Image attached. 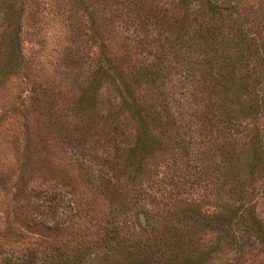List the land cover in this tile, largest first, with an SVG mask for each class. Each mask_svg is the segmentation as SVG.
<instances>
[{
    "label": "rangeland",
    "instance_id": "rangeland-1",
    "mask_svg": "<svg viewBox=\"0 0 264 264\" xmlns=\"http://www.w3.org/2000/svg\"><path fill=\"white\" fill-rule=\"evenodd\" d=\"M81 244L264 264V0H0V264Z\"/></svg>",
    "mask_w": 264,
    "mask_h": 264
},
{
    "label": "trees",
    "instance_id": "trees-1",
    "mask_svg": "<svg viewBox=\"0 0 264 264\" xmlns=\"http://www.w3.org/2000/svg\"><path fill=\"white\" fill-rule=\"evenodd\" d=\"M172 64H173V60L171 62H168L167 67L168 66H170V67L175 66L174 64L173 65ZM191 67H192V65H191ZM182 73H183V78H182L183 80L180 81V79H178V82L183 83V86L185 88L183 96L185 98H188V99H190L192 97H199L201 95L200 92L202 90V87H201V85H199L200 80H198V78H197V72L196 71L194 72L193 69H191L188 65L185 67V69H184V71H182ZM132 76L136 77V74H133ZM204 76L205 75H203L202 77H204ZM142 77H145V79H144L145 81H143L145 84V87H150L149 90H151L155 84L160 83L163 79L166 78V68H164V67L161 68L157 65V68H155L154 70L153 69L146 70V72H144V75L141 76V78ZM180 77L181 76H179V78ZM134 81H136V78ZM127 87H129V86H127ZM216 87H217V85H215V88ZM140 118H141V116H140ZM52 201L54 202V204H53V207L49 208V210L51 211V213L53 214L52 216L55 219V217H54V216H56L55 210L63 204V201L61 198H59L57 196H53ZM69 210L72 211L75 209L71 207ZM70 214L71 213H69V214L65 213L64 214L65 218H63L61 222L55 220L53 222V224L51 225L50 230L51 231H61L62 229L67 228V226L69 225V223L72 219V215H73V214H71V215ZM219 214H220L219 215L220 218H218L219 222L216 224L218 225L217 230L221 231L226 225L229 224L230 221L229 222H227V221L231 218V214H229V215H227V213H219ZM196 226H198V225H196ZM235 244L237 245L238 243L235 242ZM81 246H82V248H76L74 251V254H72V256H70V257L68 255L60 253L58 255H61V256L59 257L58 260L51 262V263H47L44 261L41 264H93L92 262H88L87 261L88 259L84 258L85 252L89 248L88 245L81 244ZM129 258H132V259L128 260ZM182 258H185V262L191 264L192 261H190V259L187 256H184ZM179 259L180 258H176L174 261H168L166 263L163 262V263H158V264H181ZM125 260H126V264H149V263H145L144 261H140L139 259H136V257H125ZM194 264H200V262L194 263Z\"/></svg>",
    "mask_w": 264,
    "mask_h": 264
}]
</instances>
